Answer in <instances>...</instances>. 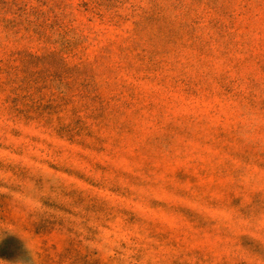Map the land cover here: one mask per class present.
<instances>
[{
	"label": "rangeland",
	"instance_id": "374dc122",
	"mask_svg": "<svg viewBox=\"0 0 264 264\" xmlns=\"http://www.w3.org/2000/svg\"><path fill=\"white\" fill-rule=\"evenodd\" d=\"M0 261L264 264V0H0Z\"/></svg>",
	"mask_w": 264,
	"mask_h": 264
},
{
	"label": "clouds",
	"instance_id": "9594fccd",
	"mask_svg": "<svg viewBox=\"0 0 264 264\" xmlns=\"http://www.w3.org/2000/svg\"><path fill=\"white\" fill-rule=\"evenodd\" d=\"M0 264H7V262L0 261ZM20 264H22V262H20Z\"/></svg>",
	"mask_w": 264,
	"mask_h": 264
}]
</instances>
